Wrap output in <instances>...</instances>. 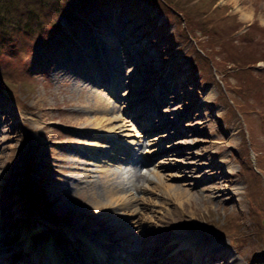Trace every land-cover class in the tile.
Wrapping results in <instances>:
<instances>
[{"label": "rangeland", "instance_id": "1", "mask_svg": "<svg viewBox=\"0 0 264 264\" xmlns=\"http://www.w3.org/2000/svg\"><path fill=\"white\" fill-rule=\"evenodd\" d=\"M79 1L84 9L76 4L74 13L55 16L48 37L1 47L0 255L17 256L14 245L37 231L58 236L86 227L88 216L79 214L93 203L82 189L88 171L78 167L104 169L139 154L141 173L197 197L227 176L214 188L217 203L186 204L196 218L181 212L190 224L182 228L173 227L170 201L157 191L127 189L137 201L116 209L123 223L106 229L116 232L113 245L126 259L167 261L201 245L195 237L208 239L214 255L197 251L187 264H264V0H205L202 18L182 15L201 0H167L178 1L181 13L167 2ZM100 64L108 75L99 74ZM95 88L110 110L96 115L100 122L80 121L96 103ZM82 125L94 131L81 133Z\"/></svg>", "mask_w": 264, "mask_h": 264}, {"label": "bare ground", "instance_id": "2", "mask_svg": "<svg viewBox=\"0 0 264 264\" xmlns=\"http://www.w3.org/2000/svg\"><path fill=\"white\" fill-rule=\"evenodd\" d=\"M241 14L243 18L249 16L246 12H242ZM82 55L83 52L81 51L79 57ZM100 56L103 57L104 54ZM99 67H101V70L99 69L100 75H108L106 73L107 68H104L105 65L100 64ZM103 70L105 73H102ZM89 79L97 80L93 75L89 76ZM99 79L104 81L102 77ZM75 82H77V80H75ZM95 89H91V91L92 93L95 92L94 97L97 98L96 103L93 107H89L88 112L81 117L80 121L83 120L88 123H92L93 121H95V123L100 122L101 118L98 117L99 114L106 113V111L110 110L108 104L104 102L103 99H100V92H96L97 89ZM89 115H93V117L91 118ZM107 119L108 118L105 120ZM120 127L121 125L114 126V129ZM76 129L80 130L79 132L81 133L94 131L83 125L77 126ZM88 134L90 135L91 133ZM112 156L118 158V156H114L113 154ZM120 159L128 163H125L123 166L124 162L122 164L107 162V166L104 169H92L85 166L78 167V169L88 171V173L82 171L84 172L83 175L89 177L87 180H82L84 181L82 189L87 193L85 201L93 203V208L87 206L89 209L80 212L83 214H79L88 216L87 221H82L87 225L86 227L84 224H81L79 225L81 231H79V229L78 231H70L58 236L51 234L49 231H45L43 234L37 231V234H42L41 236L29 234L23 244H20L22 242V240H20V242H18L19 246H17L18 243L14 245L15 248H20V253H18L17 256L8 253L7 249L2 251L3 254L0 255V264H132V261L126 259L124 254H121L119 250L117 251L113 245L117 241L113 236L116 235V232L106 231V229L114 230L117 227L116 224L123 223V219L120 217V213L115 211L116 209H126L132 206L134 201H137V199L128 197L127 189L133 187L137 191H148L150 194H154V192L157 191L159 195L156 196L160 197V195H162L165 197L163 199L164 203L168 204L170 201V211L174 217L176 216L172 224L173 227L182 228L190 226V224L187 219L179 217L181 216V212H184V214L188 213L193 219L196 218L195 209H187L186 204L188 203L191 207H194L193 203H196L198 200H200L204 206L217 203L220 198H216L214 188L217 185H221L223 179L227 176V174L225 176H216V181L204 189L200 197H197V194L182 184L166 183L164 176L160 174L156 173V179H153L149 178L147 174L141 173L139 168L134 167L136 164L143 163L144 159L139 154H128L126 157L121 156ZM73 160L79 161L82 164L92 163L90 161H84L82 158L81 160L76 158ZM128 164L131 165V168H128ZM224 172L227 171L225 170ZM140 181L152 183L151 188L140 184ZM229 190L233 195L238 193L237 189L233 188L232 190V188H229ZM231 200H233V198ZM235 203L237 207H240V199H237ZM77 218H79L78 214ZM119 233L121 234V232ZM194 239L201 243V245L194 247L191 245L185 250L175 251L167 261L161 260L155 264H187L192 260L191 255L197 251L206 252V258L211 260L214 255L213 249L206 248L207 243L211 242H208V239H206L205 242H201L200 239H196L195 237ZM217 245L219 246V244ZM208 260H200V264H204V261L207 263ZM235 261L236 258L232 257V262Z\"/></svg>", "mask_w": 264, "mask_h": 264}, {"label": "trees", "instance_id": "3", "mask_svg": "<svg viewBox=\"0 0 264 264\" xmlns=\"http://www.w3.org/2000/svg\"><path fill=\"white\" fill-rule=\"evenodd\" d=\"M150 1L151 4L158 3L161 8H164L165 2H167V0ZM167 3L181 13V10L177 7L178 1L176 3ZM200 3L202 4L201 6L197 4L191 10L185 8L182 15L188 17V15L196 14L202 18L201 14H204L205 11L201 10V8L204 6L205 0H201ZM76 4H79V10L85 7L84 2L79 0H77L75 5L72 4L71 0H0V54H5V51L1 50L5 43L13 45L21 37L38 39L48 37L49 31L55 26V16L61 15L62 12L68 15L69 13H74L71 10L73 7L77 9ZM198 10H200L199 13H197ZM51 15L53 18L50 17ZM207 17L212 20L214 19V14H207ZM199 22L201 24L197 26L201 31L206 21L200 20ZM185 26L189 27L187 18ZM184 28H181V30L184 31ZM210 29L212 30L211 27ZM13 51H9V54L13 55ZM0 84H2L1 78Z\"/></svg>", "mask_w": 264, "mask_h": 264}, {"label": "water", "instance_id": "4", "mask_svg": "<svg viewBox=\"0 0 264 264\" xmlns=\"http://www.w3.org/2000/svg\"><path fill=\"white\" fill-rule=\"evenodd\" d=\"M262 224H263V226H264V219H263V221H262ZM263 253H264V244H263Z\"/></svg>", "mask_w": 264, "mask_h": 264}]
</instances>
